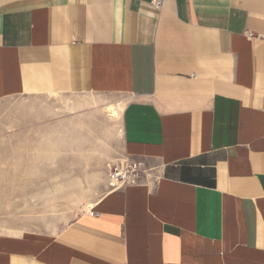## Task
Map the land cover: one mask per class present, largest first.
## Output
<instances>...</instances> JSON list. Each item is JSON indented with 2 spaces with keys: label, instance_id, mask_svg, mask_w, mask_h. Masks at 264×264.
<instances>
[{
  "label": "crops",
  "instance_id": "crops-1",
  "mask_svg": "<svg viewBox=\"0 0 264 264\" xmlns=\"http://www.w3.org/2000/svg\"><path fill=\"white\" fill-rule=\"evenodd\" d=\"M63 94L147 172L0 264H264V0H0V103Z\"/></svg>",
  "mask_w": 264,
  "mask_h": 264
},
{
  "label": "rangeland",
  "instance_id": "rangeland-1",
  "mask_svg": "<svg viewBox=\"0 0 264 264\" xmlns=\"http://www.w3.org/2000/svg\"><path fill=\"white\" fill-rule=\"evenodd\" d=\"M115 102L63 94L0 103V231H59L109 190L110 168L126 159L119 115L105 110Z\"/></svg>",
  "mask_w": 264,
  "mask_h": 264
},
{
  "label": "built area",
  "instance_id": "built-area-1",
  "mask_svg": "<svg viewBox=\"0 0 264 264\" xmlns=\"http://www.w3.org/2000/svg\"><path fill=\"white\" fill-rule=\"evenodd\" d=\"M146 172L147 169L143 163L126 158L110 168L109 187L111 189H120L127 185L138 184Z\"/></svg>",
  "mask_w": 264,
  "mask_h": 264
},
{
  "label": "bare ground",
  "instance_id": "bare-ground-1",
  "mask_svg": "<svg viewBox=\"0 0 264 264\" xmlns=\"http://www.w3.org/2000/svg\"><path fill=\"white\" fill-rule=\"evenodd\" d=\"M108 104V103H107ZM123 104V103H122ZM121 107L119 105H114L113 103L107 105L105 107L106 112L112 117V118H117L119 115V111H120ZM108 115V116H109ZM111 118V119H112ZM119 118V117H118ZM113 120V119H112Z\"/></svg>",
  "mask_w": 264,
  "mask_h": 264
}]
</instances>
